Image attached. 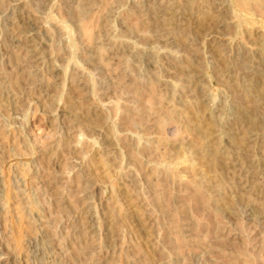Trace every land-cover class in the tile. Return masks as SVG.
Instances as JSON below:
<instances>
[{"label":"rangeland","instance_id":"1","mask_svg":"<svg viewBox=\"0 0 264 264\" xmlns=\"http://www.w3.org/2000/svg\"><path fill=\"white\" fill-rule=\"evenodd\" d=\"M0 264H264V0H0Z\"/></svg>","mask_w":264,"mask_h":264},{"label":"bare ground","instance_id":"2","mask_svg":"<svg viewBox=\"0 0 264 264\" xmlns=\"http://www.w3.org/2000/svg\"><path fill=\"white\" fill-rule=\"evenodd\" d=\"M245 1V0H244Z\"/></svg>","mask_w":264,"mask_h":264}]
</instances>
